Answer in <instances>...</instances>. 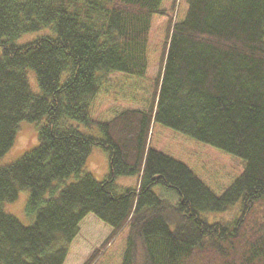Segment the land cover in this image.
I'll list each match as a JSON object with an SVG mask.
<instances>
[{"label": "trees", "instance_id": "1", "mask_svg": "<svg viewBox=\"0 0 264 264\" xmlns=\"http://www.w3.org/2000/svg\"><path fill=\"white\" fill-rule=\"evenodd\" d=\"M187 2L182 20L169 16L148 107L97 121L90 111L108 72L145 75L162 0H0V157L21 121L44 120L37 145L0 165V264H65L76 239L94 236V221L83 229L89 214L110 231L101 248L127 228L121 264H264V0ZM42 28L54 36L15 43ZM68 119L96 125L99 136ZM155 123L241 158L242 173L216 195L150 146ZM94 147L107 155L102 180L83 171ZM120 176L135 185L117 186ZM23 190L30 225L3 209ZM238 201L230 223L199 216Z\"/></svg>", "mask_w": 264, "mask_h": 264}, {"label": "rangeland", "instance_id": "2", "mask_svg": "<svg viewBox=\"0 0 264 264\" xmlns=\"http://www.w3.org/2000/svg\"><path fill=\"white\" fill-rule=\"evenodd\" d=\"M171 4L172 0H162L161 8L165 14L152 16L146 51L147 69L145 75L137 77L119 71L108 72L107 81L93 102L90 111L92 119L107 121L122 109L144 110L148 107L154 80L160 72L159 64L169 16L172 17L173 22L180 21L185 16L188 7L187 0H175L174 10ZM42 36L53 37L54 33L50 28H42L22 34L15 43L23 45ZM27 77L31 90L39 93L34 71L28 70ZM43 123L44 120L34 123L21 121L12 147L0 157V165L12 163L25 152L33 149L38 143V128ZM65 123L86 135L99 136L100 134L96 125L88 127L69 119L65 120ZM149 144L152 148L185 164L216 195H220L228 188L243 171L241 158L209 144L196 141L159 123L152 125ZM83 171L90 172L96 180H102L108 171L106 153L101 148L94 147ZM72 181H74L73 175L64 180V183ZM135 181V177L120 176L115 183L119 187H132L135 185ZM153 191L157 194L161 193L159 187H154ZM28 195V190L20 191L14 202L3 204L4 211L16 217L24 225H30L33 221V215H27L25 212ZM239 214L240 202L238 201L224 211L200 212L199 216L208 223L227 224ZM86 218L83 229L90 227L91 221H94L96 224L94 236H89L87 240L84 237L76 239L69 248V256L65 264H83L91 251L98 248L109 237L110 231H107L108 227L104 223L92 214ZM127 231L125 228L117 236L115 235L105 247H99L96 258L90 264H121Z\"/></svg>", "mask_w": 264, "mask_h": 264}]
</instances>
